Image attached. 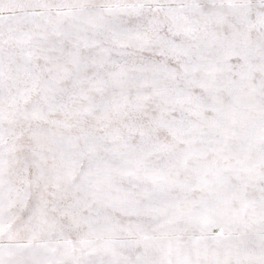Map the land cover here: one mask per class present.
I'll list each match as a JSON object with an SVG mask.
<instances>
[{
    "label": "snow or ice",
    "instance_id": "1",
    "mask_svg": "<svg viewBox=\"0 0 264 264\" xmlns=\"http://www.w3.org/2000/svg\"><path fill=\"white\" fill-rule=\"evenodd\" d=\"M0 264H264V0H0Z\"/></svg>",
    "mask_w": 264,
    "mask_h": 264
}]
</instances>
